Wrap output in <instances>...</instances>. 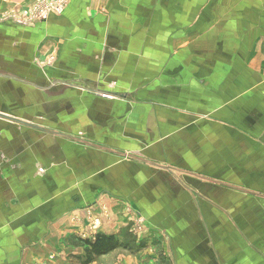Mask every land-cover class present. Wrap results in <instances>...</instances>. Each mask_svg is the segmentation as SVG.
Masks as SVG:
<instances>
[{"label":"crops","instance_id":"obj_1","mask_svg":"<svg viewBox=\"0 0 264 264\" xmlns=\"http://www.w3.org/2000/svg\"><path fill=\"white\" fill-rule=\"evenodd\" d=\"M32 1L0 0V114L48 131L0 119V264H68L49 250L88 209L124 240L128 207L148 235L122 264H264V0H68L14 22Z\"/></svg>","mask_w":264,"mask_h":264},{"label":"rangeland","instance_id":"obj_2","mask_svg":"<svg viewBox=\"0 0 264 264\" xmlns=\"http://www.w3.org/2000/svg\"><path fill=\"white\" fill-rule=\"evenodd\" d=\"M33 4V1H32ZM40 6V5H39ZM42 9H36V11H33L32 13V5L28 9V11H11L10 17L14 22H17L19 24H28L29 22L35 20V19H45L46 17H43V13H41ZM9 12L4 13L2 15V18H6L4 20L9 19ZM3 20V21H4ZM41 128L40 126H37ZM126 154V153H125ZM132 155V154H131ZM133 156V155H132ZM134 157V156H133ZM43 170L38 169V172L41 173ZM103 209V214L106 216H110L107 212V208L104 205V203H100V206ZM128 210L131 212V216L133 218L131 222V226H129V229L132 231V229L136 230V233H120L123 237L126 239L119 240L117 238V235H114L113 238H107L106 235L103 233L101 234L102 230V222H100L98 217H95L91 215V210H87V221H82L79 217L72 218L69 223L73 225V227L77 228V233H73L68 235L67 237H63L60 239L61 242L59 246H53L51 245V250L55 254L56 258L57 256L62 259L64 257L66 259V262L68 264H122L123 258L126 257L127 260L133 258V246L132 241H129L127 237L133 238L135 235L137 237H140L139 235H142L147 237L148 233H144V217L141 215H134V211L132 207H128ZM141 226V227H140ZM143 229L144 232L139 233ZM137 239V238H136ZM145 239V238H144ZM143 239V241H144ZM134 243V241H133ZM82 245V246H81ZM139 246V245H138ZM161 246V247H160ZM160 246L156 247L157 252L162 253V257L165 256V250L163 248V245L160 244ZM34 249H38L36 246ZM75 249L77 251H80L79 249H82L85 251V254L81 256H75ZM151 256H154L151 251H147L142 257L145 261H149L148 258ZM55 258V260H56ZM132 261V260H131ZM164 261V260H162ZM37 263V262H35ZM128 264V262H127ZM160 264V263H159Z\"/></svg>","mask_w":264,"mask_h":264},{"label":"built area","instance_id":"obj_3","mask_svg":"<svg viewBox=\"0 0 264 264\" xmlns=\"http://www.w3.org/2000/svg\"><path fill=\"white\" fill-rule=\"evenodd\" d=\"M68 4V0H33L32 13L36 9H42L43 17L48 14H62ZM40 5V6H39Z\"/></svg>","mask_w":264,"mask_h":264},{"label":"water","instance_id":"obj_4","mask_svg":"<svg viewBox=\"0 0 264 264\" xmlns=\"http://www.w3.org/2000/svg\"><path fill=\"white\" fill-rule=\"evenodd\" d=\"M109 95H110V94H109ZM0 119L6 120V121H10V122H11V121H12V122H18V123H20V124H22V125H25V126H28V127H32V128H35V129H39V130H42V131L48 132V131H46V130H44V129H42V128H39V127H37V126H35V125H31V124H28V123H23V122H21V121H18L16 118L10 117V116H8V115H2V114H0ZM62 136H64V135H62ZM64 137L69 138V139H72V140L75 141V142H78V143H81V144H84V145H88V146L93 147V148H95V149H99V150H103V151H107V152H112L109 148L103 147V146H101V145H95V144H93V143H86V142L81 141L80 139H76V138H74V137H68V136H64ZM115 154H117V155H119V156H122V157H127V158L135 159V157H133V156H131V155H125V154H121V153H115ZM136 159H137V160H141V159H139V158H136Z\"/></svg>","mask_w":264,"mask_h":264}]
</instances>
